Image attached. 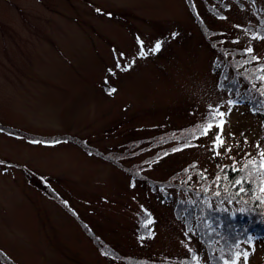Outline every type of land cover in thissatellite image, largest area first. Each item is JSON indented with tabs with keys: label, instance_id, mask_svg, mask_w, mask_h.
I'll return each mask as SVG.
<instances>
[{
	"label": "rangeland",
	"instance_id": "obj_1",
	"mask_svg": "<svg viewBox=\"0 0 264 264\" xmlns=\"http://www.w3.org/2000/svg\"><path fill=\"white\" fill-rule=\"evenodd\" d=\"M226 61L261 82L257 95L221 86ZM262 74L264 0H0V264H210L190 226L206 208L188 225L178 211L222 209L235 236L243 226L227 213L248 211L224 173L254 174L264 196ZM220 106L223 127L203 136ZM252 238L239 251L264 264Z\"/></svg>",
	"mask_w": 264,
	"mask_h": 264
},
{
	"label": "trees",
	"instance_id": "obj_2",
	"mask_svg": "<svg viewBox=\"0 0 264 264\" xmlns=\"http://www.w3.org/2000/svg\"><path fill=\"white\" fill-rule=\"evenodd\" d=\"M219 61H216V64H218ZM232 63H234L232 60L230 61ZM230 62L226 61L225 63H221L220 65V76H219V81L220 84L221 82L226 79L228 77L229 74V70H231L234 74V76H232V81H230L229 83L222 85L221 86H225L228 88H232L237 90V88H239L241 86L240 81L243 84L249 85L250 87H254V89L252 88L251 91L250 89H248L250 92H254L253 95H257V92H259V87L257 86L258 84H261L260 81L258 80H248L247 78V74L244 71H240L237 70L236 68H234ZM262 69L260 70V72L258 73V76H260ZM261 76H264L263 74ZM260 82V83H259ZM223 83V82H222ZM258 88H257V87ZM257 91V92H256ZM260 95V93H259ZM247 97L243 98V102L244 99H246ZM260 101H264V97H258ZM218 121H221L220 119L215 120L214 123L216 122L218 124ZM209 123V121H204V125H202L201 127V132L204 131V129L206 128L207 124ZM215 123V124H216ZM219 125V124H218ZM200 132V133H201ZM196 137L198 138V136L196 135ZM63 139V138H62ZM182 138H180L181 140ZM33 141H41L43 143H48L49 140H39L38 138L35 139H31ZM193 145V142L186 144L184 147ZM183 147V148H184ZM168 152V151H167ZM93 154V153H91ZM155 158V156H154ZM250 157H248L245 160H249ZM262 162H264V160L261 158L260 160H258V165L257 168L259 170H261V172L259 173L258 171V175L259 178L261 176V183L264 184V166H262ZM225 179L228 183V190L226 192H224L226 195L229 196V198H231V203L234 201H238L241 200L242 202H244L245 206H247V214L245 213H241V212H236V216L234 215V213H232L231 215L229 214L230 212H228L227 214L229 215V220L233 221L236 220L239 222L240 225L243 226V230L239 233H236V235H232L234 232L230 231L228 233V235H226L227 231L225 232L221 220H219L217 218V215H215L213 212H215L214 210L217 209V207H213V206H208V207H203L202 205L200 206V202H196L193 201L192 203L190 202L189 207H190V211L186 208H182V210H179V205L176 207V211L183 212L184 214H188L186 216V221L185 223L188 225V223L192 222L191 220V216L193 214H196L198 212H202L203 208H206V212H205V224L200 225L198 224H190V226L192 225V229L195 232H198L199 235L202 237V239L204 240L205 244L207 245L208 248V254H209V258H210V264H216L217 262L220 264H225V261L227 260L226 257H224L223 255H231L232 252L236 251V245L243 242V243H247L248 242V238L255 236L258 238H262L264 239V224L262 226V228H260L259 226L255 227L256 225L253 224V227H250L247 229V225L252 224V217H256L258 216V218L260 219L261 222H264V203H261V201H264V196L260 197L259 193H258V189L256 186V181L257 179L254 181V174L251 173H247V171L244 169V171H240V170H227L225 173ZM239 180L240 183H236V181ZM134 182H132L133 184ZM264 186V185H263ZM187 188V187H185ZM243 189V191H242ZM222 190H224V188H220L219 192H223ZM202 193V192H201ZM207 192L205 191V196L202 197L201 196V200H209L213 194L209 193L206 194ZM231 193V194H230ZM224 194V195H225ZM200 195V193L195 192V197H198ZM217 196V195H216ZM218 197V196H217ZM200 206V207H199ZM182 207V206H180ZM222 209L216 210V211H220ZM254 211H258V212H254ZM245 214V215H244ZM189 226V228H190ZM188 228V230H190ZM241 230V229H240ZM221 234V235H220ZM232 235V236H230ZM223 236H230V239L228 237H223ZM223 237V238H222ZM222 244H228L226 247L221 248L220 246ZM0 255L3 256L4 260H5V256L3 253H1ZM113 256L115 259L117 258L116 255H111ZM194 259V263L196 262L195 260V256L191 255V260ZM132 262H134L135 264H138L137 260H129ZM191 262V261H190ZM190 262L185 263V261L182 259L181 262H178L176 264H191ZM174 264V263H173Z\"/></svg>",
	"mask_w": 264,
	"mask_h": 264
},
{
	"label": "snow or ice",
	"instance_id": "obj_3",
	"mask_svg": "<svg viewBox=\"0 0 264 264\" xmlns=\"http://www.w3.org/2000/svg\"><path fill=\"white\" fill-rule=\"evenodd\" d=\"M177 33H173L172 37L176 38L177 37ZM163 48V44L158 41L155 43L154 46H152L151 48H149L147 51L145 50L144 46L141 45V48L139 50V56L140 57H146L149 55H157L162 51ZM248 51L250 52L251 49H248ZM121 66L119 64H117V68H120ZM123 71H128V67L125 66L123 69ZM261 80H264V76L260 77ZM116 89L115 88H111L109 90V94L115 92ZM262 95H264V93H262ZM239 102L238 101H233V100H229L228 101V107H229V111H231L232 107L237 105ZM221 107H215L214 110H208L206 112V118L209 121V123L207 124L206 128L204 129V131L202 132L203 136H209L210 132L212 130L213 127H220L222 128L224 125V121L221 120L220 124L217 125L214 123V121L218 118V117H224L225 113L223 111H221ZM258 112L264 113V101H261V107H258L257 110ZM0 131H3L2 129H0ZM216 140H220V136H217L215 138ZM32 143H42L41 141H32ZM262 166H264V162H262ZM236 183H240L239 180L236 181ZM130 186H135V184H131ZM243 191V189H242ZM261 191L264 192V186L261 187ZM261 203H264V201H261ZM252 237L248 238V243L249 245H251V241H252ZM236 251L232 252L231 257L225 261V264H240L241 261V257H243V264H247V260H248V252H241L239 251V244L236 245Z\"/></svg>",
	"mask_w": 264,
	"mask_h": 264
}]
</instances>
